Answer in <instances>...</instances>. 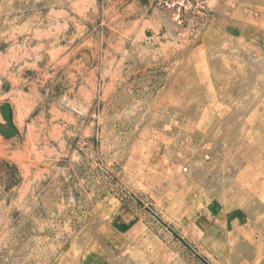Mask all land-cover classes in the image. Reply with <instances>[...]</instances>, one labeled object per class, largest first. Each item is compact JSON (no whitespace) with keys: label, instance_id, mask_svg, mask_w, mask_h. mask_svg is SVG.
<instances>
[{"label":"rangeland","instance_id":"obj_1","mask_svg":"<svg viewBox=\"0 0 264 264\" xmlns=\"http://www.w3.org/2000/svg\"><path fill=\"white\" fill-rule=\"evenodd\" d=\"M199 2L0 0V264H264V0Z\"/></svg>","mask_w":264,"mask_h":264},{"label":"built area","instance_id":"obj_2","mask_svg":"<svg viewBox=\"0 0 264 264\" xmlns=\"http://www.w3.org/2000/svg\"><path fill=\"white\" fill-rule=\"evenodd\" d=\"M156 3L161 8L173 12L178 24L182 22L183 16L189 12H199L203 9V4L199 0H156Z\"/></svg>","mask_w":264,"mask_h":264},{"label":"bare ground","instance_id":"obj_3","mask_svg":"<svg viewBox=\"0 0 264 264\" xmlns=\"http://www.w3.org/2000/svg\"><path fill=\"white\" fill-rule=\"evenodd\" d=\"M230 187H232V186H230ZM262 195H263V194H262ZM223 200H224V199H223ZM261 217H262V216H261ZM235 229H236V228H235ZM241 229H242V228H241ZM237 233H238V232H237ZM241 233H242V232H241ZM244 233H245V231H244ZM262 237H263V236L260 235V238H259V239L262 240ZM245 238H246V235H245ZM250 238H251V237H250ZM247 239H248V238H247ZM260 240H259V241H260ZM250 241H251V239H250ZM254 241H255V240H254ZM257 241H258V240H257ZM260 242H261V241H260ZM252 243H253V242H252ZM256 243H257V242H256ZM260 245H261V244H260ZM257 247H259V246H257ZM257 249H258V248H257ZM257 255H258V254H257ZM261 255H262V254H261ZM256 257L258 258L259 256H256ZM261 259H262V258H261ZM256 260H257V259H256ZM256 260H255V261H256ZM252 264H253V263H252Z\"/></svg>","mask_w":264,"mask_h":264},{"label":"water","instance_id":"obj_4","mask_svg":"<svg viewBox=\"0 0 264 264\" xmlns=\"http://www.w3.org/2000/svg\"><path fill=\"white\" fill-rule=\"evenodd\" d=\"M6 117L8 118V115H7V109H6Z\"/></svg>","mask_w":264,"mask_h":264}]
</instances>
